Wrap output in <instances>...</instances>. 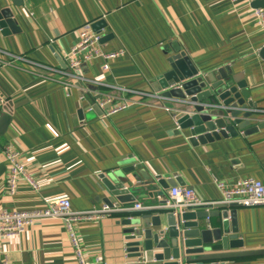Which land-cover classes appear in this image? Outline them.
<instances>
[{
	"label": "crops",
	"instance_id": "1",
	"mask_svg": "<svg viewBox=\"0 0 264 264\" xmlns=\"http://www.w3.org/2000/svg\"><path fill=\"white\" fill-rule=\"evenodd\" d=\"M5 9H11L16 24L8 32L0 26V93L7 99L3 113L11 115L8 126L0 119V210L36 209L62 197L70 199L75 211L107 206L110 194L102 177L112 172L133 180L127 185L140 188L134 203L148 209L160 206L170 188L180 185L175 175L184 184L180 186L191 187L214 202L222 200L215 179L264 180V126L252 134L240 131L193 145L189 130L179 128L175 112L164 104L144 100L107 116L106 107L97 102L99 93L115 94V87L163 91L158 78L170 69L171 52L179 49L200 73L226 67L246 81L264 120V59L258 53L264 46V27L258 24L251 4L232 0H0V12ZM100 20L105 21L99 32L103 50L124 54L81 64L79 73L89 81L78 82L65 74L69 71L67 53L78 41L77 29ZM16 57L48 68L32 69L29 62ZM6 144L20 152V161L38 191L20 180L15 193L10 192V166L3 154ZM129 167L133 170L126 171ZM159 177L170 188L164 190ZM150 180L155 182L152 187L147 184ZM237 212L243 247L230 251L264 250V205L238 206ZM129 215L117 212L79 225L85 255L92 264H141L127 251L123 220ZM0 264L78 262L62 222L43 219L23 235L0 241ZM226 264H264V256Z\"/></svg>",
	"mask_w": 264,
	"mask_h": 264
},
{
	"label": "water",
	"instance_id": "2",
	"mask_svg": "<svg viewBox=\"0 0 264 264\" xmlns=\"http://www.w3.org/2000/svg\"><path fill=\"white\" fill-rule=\"evenodd\" d=\"M251 6L263 7L264 0H256ZM13 15L11 9L0 12L4 32H8L9 27L14 29ZM92 26L95 32H102L105 21H97ZM258 53L264 59V46ZM169 62L170 69L158 78L163 90L158 93L165 98V107L175 112L179 128L189 130L191 144H207L238 135L240 131L248 135L264 126L246 81L233 75L230 68L200 73L179 49L171 52ZM0 119L3 126H8L11 115L3 113ZM129 168L126 171L133 170ZM102 178L110 194L106 200L110 207L130 205L138 199L135 192L140 188L127 185L133 180L126 178V181L116 172ZM175 181L184 185L176 175ZM147 184L152 187L155 182L150 180ZM159 184L164 190L171 186L165 178H160ZM163 204L165 201L158 207L132 212L123 220L127 251L139 263L226 264L228 260L264 256V250L230 251L243 247L237 225L238 205L219 202L180 209L162 207Z\"/></svg>",
	"mask_w": 264,
	"mask_h": 264
},
{
	"label": "built area",
	"instance_id": "3",
	"mask_svg": "<svg viewBox=\"0 0 264 264\" xmlns=\"http://www.w3.org/2000/svg\"><path fill=\"white\" fill-rule=\"evenodd\" d=\"M244 1L249 5L256 0H232ZM254 16L258 20V24L264 27V6L253 8ZM78 41L67 53L69 71L65 74L76 81L89 80L84 78L79 73L80 65L85 62H90L96 58L111 60L124 54L123 51L106 52L102 48L101 35L94 31L92 23H85L77 29ZM25 60L35 68H48L43 63H37L27 59L26 57H16ZM105 69L107 67L105 66ZM34 73L33 70H30ZM97 82V81H94ZM97 84H100L97 82ZM116 93L102 92L97 96L98 105L106 108V115H113L117 112L125 110L144 100H152L163 104V98L158 92H143L115 87ZM85 97L81 95L83 100ZM7 99L0 93V115L3 113ZM5 160L9 163V176L7 177L8 189L13 194L15 193L17 183L24 180L34 190L38 191L39 186L30 176V173L20 161V152L13 145L6 144L3 149ZM216 185L222 194L221 201H207L197 194L195 189L187 186H174L170 188L168 198L165 204L161 205L166 208L187 209L196 206L213 205L215 203L236 204L238 206L253 207L264 205V180L255 179L252 177L240 178L233 182H226L215 179ZM154 208V207H153ZM148 207L140 202L123 206L122 208H114L104 206L100 208H92L85 211H75L72 209V204L69 198L62 197L53 201H47L40 208L30 210H0V241L16 236L23 235L30 226L37 221L43 219H54L62 222L65 227L70 243L73 247L78 264H92L85 255V247L83 239L79 232V225L95 221L101 217L110 216L117 212L132 213L135 211H144ZM151 209V208H150ZM102 264H107L102 261Z\"/></svg>",
	"mask_w": 264,
	"mask_h": 264
}]
</instances>
